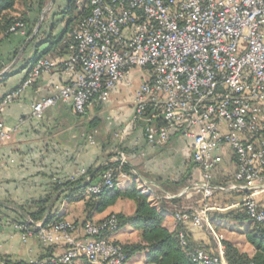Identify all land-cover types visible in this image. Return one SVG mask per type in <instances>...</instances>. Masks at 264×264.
<instances>
[{
	"label": "built area",
	"instance_id": "built-area-1",
	"mask_svg": "<svg viewBox=\"0 0 264 264\" xmlns=\"http://www.w3.org/2000/svg\"><path fill=\"white\" fill-rule=\"evenodd\" d=\"M89 7L66 35L63 71L68 81L57 85L56 94L36 101L32 115L41 118L58 102L83 115L90 104L107 102L121 83L130 87L137 69L147 70L149 79L133 93V123L153 146H165L174 137L188 141L189 158L201 171L177 195H166L171 199L196 192L205 200L201 210L177 209V226L213 230L207 200L226 192L243 194L233 206L254 224L263 223L264 208L256 197L264 191V0H89ZM16 27L24 33L22 23ZM56 67L50 57L38 59L22 84L5 94L0 108ZM11 134L0 121V146ZM226 149L237 170L229 183H216ZM116 162L119 178L109 169L99 182L89 179L86 196L115 190L121 179L129 178L121 170L127 159L121 156ZM34 225L23 232L24 239L37 234L44 245H60L63 251L29 264H128L122 244L113 239L119 231L116 214L79 224L63 220ZM17 228L23 230L20 224ZM213 234L218 251L196 249L194 260L229 264L224 237ZM180 239L187 244L184 231Z\"/></svg>",
	"mask_w": 264,
	"mask_h": 264
},
{
	"label": "crops",
	"instance_id": "crops-1",
	"mask_svg": "<svg viewBox=\"0 0 264 264\" xmlns=\"http://www.w3.org/2000/svg\"><path fill=\"white\" fill-rule=\"evenodd\" d=\"M65 4L66 0L58 3L62 8ZM22 8L23 6H21ZM35 10L36 6L30 13L32 19L36 15ZM54 17L56 18L57 15ZM62 27L60 25L59 29ZM23 37L24 33H16L0 43V58L4 64L3 70L10 66L8 70L10 75L5 80H0V102L5 94L22 84L27 72L26 63L34 54L35 48L30 44V39L21 46ZM44 47L45 45L42 48ZM17 49L23 50L14 64L12 63L15 59L9 63L8 60ZM48 57L56 61L57 67L50 73L43 74L32 85L27 86L18 99L0 108V121L12 129L11 138L0 146V262H5L6 264H29L46 260L50 256L60 254L63 251V247L60 245H44L37 234L27 236L24 239L23 231L17 228V223L21 222L24 217L16 208L17 205L25 207L29 212H34L37 206L33 204V201L52 195L54 203L52 208L48 206L47 213L51 212L52 215L62 216L68 221L83 223L86 221L85 202L72 201L68 197V192L63 190L54 194V184L70 178H76L82 170L87 171L90 168L97 170L105 161L115 162L121 156L127 159V163L133 169L128 179H121L120 187L123 188L131 183H137V179H140L142 183L147 182L140 175L138 167L133 162L140 152L133 151L130 148L120 151L117 147L118 144H114L113 136L109 137V135H106L107 141L105 142L102 139V135L106 131L100 126L93 133L87 132L88 121L95 117L102 118L98 115L99 112L95 111L92 113V110L110 106L114 108L112 116L116 119L115 123L110 121V124L119 123L125 125L127 123L125 132L121 133V140L125 136H128L129 140L132 139L135 134L132 132L134 129H136V133L140 134L141 132L143 136L141 127L133 123V93L126 97L119 96L120 85L111 93L107 102L90 104L83 115L77 114L71 104L62 102H58L55 106L48 108L41 118H36L32 115V106L36 101L56 94L57 85L68 81V77L63 71L67 52L56 53ZM115 107L118 108L115 109ZM109 134L112 135V133ZM109 141L110 145L108 144ZM142 146H144V152L141 155L148 159L151 158L147 161L151 172H155V163H157L159 158L169 152L174 153L178 157H189L190 154V143L177 137L172 138L169 144L158 147L147 143L143 136ZM224 152V162L215 172V182L222 184L232 181L237 170L232 153L229 149ZM109 153L113 155L108 156ZM185 162L186 170L180 179H163L158 183L152 180L149 181L151 185H147L145 191L151 193L152 200L162 205L163 199L156 201L157 197L166 198V195L171 194L167 192L164 185L167 182L180 181L190 166H192V171L188 181L191 183L200 178L201 171L199 167L190 158L189 161ZM101 179L102 175L98 174L91 180L99 182ZM152 187L159 189L162 195L154 194ZM218 194L224 195L225 200L229 204L224 209L223 212L225 213L223 215H213V226L221 232L219 235H222L224 240L235 243L243 252L253 254L254 248L247 242L244 234L249 222H240L230 217H225L227 213L241 210L233 205L241 201L243 194L239 192ZM256 198L264 208V191L259 193ZM165 204L168 206L165 210L166 217L163 225L174 231L177 228V224L173 214L177 210V206L167 202ZM126 205H129L130 209L126 208ZM135 209L136 204L133 200L119 199L104 212L94 214L92 221H100L111 213H122L132 216L135 213ZM223 221L226 222V225H223ZM186 228L193 243L209 252L216 253L218 251L219 242L215 237L212 240L200 233L198 228L191 225ZM213 232L216 233L215 231ZM113 239L123 244L140 241L139 232L129 225L122 227L114 234ZM146 256V251L138 252L129 258L128 264H150L147 262ZM79 264H83V262Z\"/></svg>",
	"mask_w": 264,
	"mask_h": 264
},
{
	"label": "trees",
	"instance_id": "trees-1",
	"mask_svg": "<svg viewBox=\"0 0 264 264\" xmlns=\"http://www.w3.org/2000/svg\"><path fill=\"white\" fill-rule=\"evenodd\" d=\"M46 1L47 0H0V43L6 38L20 33L21 28L16 27V25L22 23L25 26V31L21 46L30 39V44L35 48L34 54L26 63L27 72L40 58L52 56L56 53L60 54L64 51L68 53L67 44L65 43L67 33L73 29L90 10L89 0L88 5H81L79 3L80 0H66L65 6L58 13L60 18L56 19L53 17L50 21L44 20L39 30L34 33L38 20L37 16L41 14ZM21 6H23L22 9ZM34 6H36V15L32 19L30 13L34 9ZM46 24L48 27L44 29ZM60 25L63 26L61 29H59ZM14 27L15 30H12ZM44 45L45 47L42 48ZM19 49H17L14 55L8 60L9 63L12 59L16 58L20 51ZM3 69L4 64L0 58V73ZM9 75V72L1 75L0 80H5ZM100 124V117H95L88 121L87 132L93 133ZM118 167V162L107 160L100 165L97 170L90 168L85 174L76 178H70L61 183H55L53 187L54 194L63 190L64 192H68V197L71 198L72 201H84V210L86 213L85 222L92 221L94 214L104 212L109 207L113 206L119 199L133 200L136 204V209L132 216H127L122 213H111L116 214L119 219V230L129 225L139 232L140 241L138 242L123 244L116 241L122 244L128 258H131L138 252L146 251V260L150 264H198L194 260L192 254L196 249L204 248L192 242L187 228L178 225L174 231H171L163 225V221L166 217L165 210L168 206L165 203H170L178 208L181 197L175 196L171 199L164 198L161 202L162 205H159L151 199V193L145 191V189L139 188L136 182L123 188L118 187L115 190L102 192L89 197L85 195V189L89 179L93 182L91 180L93 177L98 174L103 175V173L109 169L115 170V178L117 179L120 174ZM132 169L133 167L126 163L122 166L121 170L129 175ZM191 171L192 166L189 167L180 181L167 182L165 184L167 192L177 195L180 189L188 185L187 181L191 176ZM53 203V196L49 195L38 201H33V204L37 206L34 212H29L25 207L17 205L16 208H18L19 213L21 212L24 216L23 220L19 222L20 225L23 226L22 231L34 230V224L38 222L43 221L44 225H47L54 221L59 222L65 220L62 216L52 215L51 212L47 213L48 206L52 208ZM225 217H230L240 222H249L244 230V234L247 242L254 248V253L249 254L243 252L235 243L223 240L225 258L228 263L264 264V222L261 224H254L242 210L227 213ZM29 220H32L33 223H29ZM76 223L79 224L80 222ZM181 231L186 233V245H183L181 242ZM83 264L86 263L83 262Z\"/></svg>",
	"mask_w": 264,
	"mask_h": 264
},
{
	"label": "rangeland",
	"instance_id": "rangeland-1",
	"mask_svg": "<svg viewBox=\"0 0 264 264\" xmlns=\"http://www.w3.org/2000/svg\"><path fill=\"white\" fill-rule=\"evenodd\" d=\"M51 0H47L46 4L44 6L43 9L46 8V6L49 4ZM60 1L63 0H55L54 5L52 6V8L50 10H48L44 17H43V21L42 23L45 21H50V19H52L55 15H57L56 19L60 18L58 17V13L61 11L62 7L58 5V3H60ZM79 3L81 5H88V0H80ZM43 11V10H42ZM39 14L37 16V19L39 20L40 18ZM37 20V22H38ZM48 24V22H47ZM47 24L44 26V29H46L48 26ZM22 55V54H21ZM14 59H12L13 61ZM10 61V63L12 62ZM150 77V73L147 70H140L137 69L134 72V76L132 78V84L131 86H127L125 83H121L120 84V90H119V96L121 97H126L128 95H131L132 93L135 92L136 88L143 82L148 80ZM118 107H115V109ZM114 108H111L110 106L106 107H101L99 109H95L92 110V113H94L95 111L99 112V116H101V124L100 127L103 128V130H105L106 132L102 135V139L106 142L107 141V136L109 135V137L113 136V140H114V144H118V148L120 151L125 150L127 148H130L133 151H137L140 152L139 156L133 161L136 165V167H138L139 169V173L140 175L147 180L146 183H142L140 181V179H137V184H139V188L141 189H146L147 185H151V183L149 182L150 180L158 183L160 180H178L181 178L183 172L186 170V162L185 161H189V157L187 156H176L174 153H167L166 155L162 156L161 158H159V160L157 161V163H155V172H151L149 169V165L147 164V161L150 160L148 158H145V156L141 155L144 151H143V136L140 132L136 133V129L132 130V132H134L135 134L133 135L132 139H128V136H125L127 138L124 137V139L121 140V133H124L126 130V126L127 123L124 124H110V121L114 122L116 121L115 118H113L112 116V112H113ZM109 117V118H106ZM99 127V128H100ZM108 129V130H106ZM109 133H112L109 134ZM108 140H110V138H108ZM110 145V141L108 143ZM113 154L109 153L108 156H112ZM157 160V159H156ZM157 169V170H156ZM190 181H187V184H189ZM219 183V182H216ZM165 186V185H164ZM153 193L156 195H162L161 191L155 187H152ZM180 192V190H179ZM224 195H219L218 193H216L212 198L207 200V203H209L210 207L212 208V210L208 213V217L210 220V223L212 225L213 230H211L209 227H203L198 229V231L206 236H208L210 239L213 240L214 234L213 231L216 232V234H220L221 232L216 230L215 226H213L212 224V217L213 215H223L224 209L228 206V201L225 200ZM164 200V198L162 197H157V200ZM204 203L205 200L203 199V197L201 196L200 193H196L193 192L191 193V195L189 197L183 196L181 197V199L179 200V206L177 209H189V208H194L197 210H201L202 208H204ZM126 208L130 209L129 205H126ZM223 225H226V222H222ZM17 224H20L19 222ZM227 230V229H226Z\"/></svg>",
	"mask_w": 264,
	"mask_h": 264
},
{
	"label": "water",
	"instance_id": "water-1",
	"mask_svg": "<svg viewBox=\"0 0 264 264\" xmlns=\"http://www.w3.org/2000/svg\"><path fill=\"white\" fill-rule=\"evenodd\" d=\"M54 2H55V0H51V1L49 2V4L46 6V8L43 9V11L41 12V15H40V18H39V20H38V22H37V25H36V28H35L34 33H36V32L39 30V28L41 27V25H42V21H43V17H44V15H45V13H46L48 10H50V9L52 8V6L54 5ZM23 48H24V47H23ZM22 50H23V49H21V50L19 51L18 55L16 56V58H15V60L13 61L12 64L15 63V61H16L17 58L19 57V54L22 52ZM11 66H12V65H11ZM9 69H10V66L7 67L5 70H3V72H1L0 75H4L5 73L8 72Z\"/></svg>",
	"mask_w": 264,
	"mask_h": 264
}]
</instances>
